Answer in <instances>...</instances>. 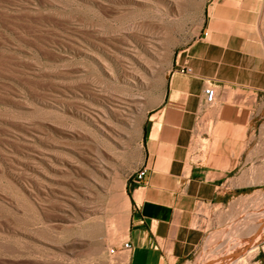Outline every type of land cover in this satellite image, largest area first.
<instances>
[{
    "label": "rangeland",
    "instance_id": "obj_1",
    "mask_svg": "<svg viewBox=\"0 0 264 264\" xmlns=\"http://www.w3.org/2000/svg\"><path fill=\"white\" fill-rule=\"evenodd\" d=\"M183 1L0 0V264H126L129 196L178 54L204 30L264 35V0ZM244 108L252 155L235 173L247 186L228 209H205L187 264L240 252L264 222V106ZM215 112L199 118L194 160L213 159ZM230 256L223 264H264V235Z\"/></svg>",
    "mask_w": 264,
    "mask_h": 264
},
{
    "label": "crops",
    "instance_id": "obj_2",
    "mask_svg": "<svg viewBox=\"0 0 264 264\" xmlns=\"http://www.w3.org/2000/svg\"><path fill=\"white\" fill-rule=\"evenodd\" d=\"M184 66L191 71H183ZM207 84L216 89L211 119L217 128L215 149L212 160H194L192 156L201 154L192 150L199 118L214 106L204 101ZM263 98L264 35L259 42L212 31L180 51L164 99L149 117L141 164L146 175L130 193L129 225L118 247L126 254V264L193 260L205 236L200 222L205 209H228L237 200L238 187L247 186L235 173L239 158L252 155L248 143L240 141L250 129L244 107H256L251 113L258 114Z\"/></svg>",
    "mask_w": 264,
    "mask_h": 264
},
{
    "label": "bare ground",
    "instance_id": "obj_3",
    "mask_svg": "<svg viewBox=\"0 0 264 264\" xmlns=\"http://www.w3.org/2000/svg\"><path fill=\"white\" fill-rule=\"evenodd\" d=\"M179 1V0H178ZM188 0H186L185 2L183 1V2H180L181 4L183 3V5H186V2H187ZM173 2H174V0H173ZM176 3V2H175ZM188 3H190V2H188ZM195 3V2H194ZM180 4V5H181ZM189 5V4H188ZM196 6V5H195ZM194 6V7H195ZM183 7V6H182ZM186 7V6H185ZM189 7V6H188ZM181 8V7H180ZM187 9V8H186ZM183 10V9H182ZM207 31V35H208V30H206ZM206 35V36H207ZM174 37V36H173ZM126 39V38H125ZM135 39V38H134ZM150 40V39H149ZM148 40V41H149ZM169 40H171V38H169ZM174 42V41H173ZM143 43V42H142ZM145 43V42H144ZM152 44V43H151ZM167 45V44H166ZM171 45V44H170ZM168 47V46H167ZM167 49V48H166ZM136 50V49H135ZM168 50V49H167ZM140 51V50H139ZM150 51H151V49H150ZM153 52V51H152ZM165 53V52H164ZM169 53V52H168ZM170 54V53H169ZM156 55V54H155ZM126 56V55H125ZM133 56H135L136 57V55H133ZM168 56V55H167ZM166 56V57H167ZM130 57V56H129ZM141 57V56H140ZM164 57V56H163ZM136 58H138V57H136ZM144 58H146V57H144ZM143 58V59H144ZM124 59V58H123ZM166 59V58H165ZM113 60V59H112ZM144 60H146V59H144ZM167 60V59H166ZM140 61V60H139ZM142 61V60H141ZM147 61H149V59H147ZM145 62L144 64L146 65V63L148 64V62ZM164 61V60H163ZM104 63V62H103ZM133 64V63H132ZM136 64V63H135ZM149 64H151L150 62H149ZM155 64V63H154ZM125 65V64H124ZM153 65V64H152ZM115 66V65H114ZM149 66V65H148ZM151 66V65H150ZM149 66V67H150ZM161 66V65H160ZM167 66V65H166ZM145 67V66H144ZM159 67V66H158ZM123 68V67H122ZM130 68V67H129ZM151 68H152V66H151ZM160 68V67H159ZM136 69V68H135ZM146 69V68H145ZM150 69V68H149ZM138 70V69H137ZM156 70V69H155ZM159 70H161V69H159ZM146 71V70H145ZM150 71H151V69H150ZM153 71V70H152ZM112 71H110V73H111ZM136 72V71H135ZM109 73V72H108ZM140 73H142V72H140ZM153 73V72H152ZM158 73V72H157ZM112 74V73H111ZM139 74V73H138ZM137 74V75H138ZM144 74V73H143ZM154 74V73H153ZM142 75V74H141ZM141 77V76H140ZM145 77H143V78H141V79H143V80H145L144 79ZM159 79V78H158ZM142 80V81H143ZM146 80H147V78H146ZM140 82V81H139ZM156 82V81H155ZM158 82V81H157ZM159 83V82H158ZM146 84V83H145ZM153 87H155V86H153ZM158 87V86H157ZM151 88V87H150ZM148 89V88H147ZM156 89V88H155ZM148 91V90H147ZM146 97V96H145ZM148 100V99H147ZM137 105V104H136ZM118 111V110H117ZM102 112H103V110H102ZM142 114V113H141ZM141 116V115H140ZM139 119V118H138ZM106 120H108V119H106ZM128 120V119H127ZM132 121V120H131ZM141 121V120H140ZM128 122H130V121H128ZM111 124V123H110ZM138 124V123H137ZM141 124V123H140ZM109 125V124H108ZM138 126V125H137ZM103 127V126H102ZM139 127V126H138ZM138 127H137V131H138ZM140 128V127H139ZM106 129V128H105ZM136 130V129H135ZM134 130V131H135ZM140 130V129H139ZM136 131V132H137ZM133 135V134H132ZM120 154V153H119ZM119 156V155H118ZM116 180V179H115ZM118 182V184L116 185V186H118V187H121L122 185H123V183H121V182H119V181H117ZM119 189V188H118ZM122 188H120V190H121ZM122 191V190H121ZM116 194H118V193H116ZM119 195V194H118ZM120 197V196H119ZM124 197V198H123ZM124 199V202H122V201H119L118 203H122V205H121V211L123 212V215L120 217V222H119V229H122V230H124L125 231V229H126V227H127V210H128V207H129V202H128V199H127V197L125 198V195L123 196V193H122V197H120V199ZM117 199V198H116ZM119 200V199H118ZM26 206H24V208H25ZM119 207V206H118ZM28 209H29V207H28ZM25 210V209H24ZM27 210V209H26ZM28 211V210H27ZM26 211V212H27ZM26 215V213L24 212V214H23V217ZM16 217H17V215H16ZM19 217V216H18ZM21 220L20 221H22V217L20 218ZM24 220V219H23ZM17 221H18V218H17ZM19 222V221H18ZM20 223V222H19ZM69 227V226H68ZM67 233H69V232H67ZM264 235V222L262 223V224H260L257 228H256V230H255V234H253V236L251 237V239H250V241L248 240L247 241V243H244L242 246H244V248L240 251V252H237V251H234V252H228L227 254H223V255H221L220 257H218V258H215V259H209V260H206V261H204V262H200L199 264H207V263H209V261H213V262H210V263H212V264H223L224 262H225V260H227V258H233L232 256H230V255H233L235 258H238V257H240L241 255H243L244 253H246L247 251H250L253 247H255L256 245H258L260 242H261V240H262V236ZM17 238V237H16ZM102 243V242H101ZM18 246V245H17ZM99 246V245H98ZM98 246H96V247H98ZM13 248V247H12ZM100 248H103V247H100ZM104 249V248H103ZM16 250V249H15ZM15 250H13V251H15ZM95 250V249H94ZM93 250V251H94ZM24 251L25 250H23V253H22V255L24 254ZM96 251H98V250H96ZM102 251H104V250H102ZM106 251V250H105ZM17 252V251H16ZM20 252V251H19ZM99 252H100V250H99ZM11 253H12V251H11ZM18 253V252H17ZM14 254V253H13ZM19 254V253H18ZM17 254V255H18ZM64 254V253H63ZM96 254V253H95ZM97 254H99V253H97ZM15 255V254H14ZM13 255V256H14ZM21 255V254H20ZM19 255V256H20ZM94 255V254H93ZM100 255V254H99ZM19 256H15V257H19ZM225 256H228V257H225ZM22 256H20V258H21ZM24 257H25V255H24ZM97 257V256H96ZM95 257V258H96ZM99 257H101V256H99ZM221 257H223L222 259H220ZM225 257V258H224ZM12 258V257H11ZM14 259V258H13ZM12 259V260H13ZM16 259V258H15ZM24 258H22L21 260H23ZM99 259V258H98ZM17 260V259H16ZM19 260V259H18ZM26 260V259H25ZM24 261V260H23ZM215 261V262H214ZM12 262V261H11ZM19 262V261H18ZM35 262V261H34ZM33 262V263H34ZM98 262V261H97ZM96 262V263H97ZM19 264V263H18ZM24 264H26V263H24ZM34 264H36V263H34ZM99 264V263H98Z\"/></svg>",
    "mask_w": 264,
    "mask_h": 264
},
{
    "label": "built area",
    "instance_id": "obj_4",
    "mask_svg": "<svg viewBox=\"0 0 264 264\" xmlns=\"http://www.w3.org/2000/svg\"><path fill=\"white\" fill-rule=\"evenodd\" d=\"M206 35H207V31L204 30L203 36H206ZM182 69L185 72L191 71V68L188 67V66H184ZM203 93H204V101L207 104H210V105L214 104L215 98H216V89H215V87L212 84H207L204 87ZM145 175H146V168L145 167H141L135 174L134 183L135 184H140L143 181ZM123 247L124 248H128L129 244L127 242H125L123 244ZM112 251H114V250H112Z\"/></svg>",
    "mask_w": 264,
    "mask_h": 264
}]
</instances>
